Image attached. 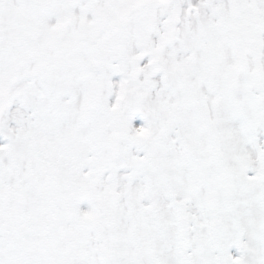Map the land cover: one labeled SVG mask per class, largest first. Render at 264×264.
Here are the masks:
<instances>
[{
	"label": "snow or ice",
	"instance_id": "1",
	"mask_svg": "<svg viewBox=\"0 0 264 264\" xmlns=\"http://www.w3.org/2000/svg\"><path fill=\"white\" fill-rule=\"evenodd\" d=\"M0 264H264V0H0Z\"/></svg>",
	"mask_w": 264,
	"mask_h": 264
}]
</instances>
